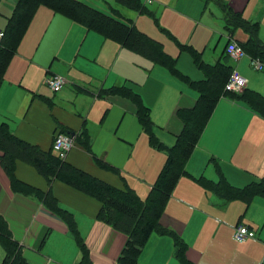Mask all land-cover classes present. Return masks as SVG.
I'll return each mask as SVG.
<instances>
[{
	"label": "crops",
	"instance_id": "obj_1",
	"mask_svg": "<svg viewBox=\"0 0 264 264\" xmlns=\"http://www.w3.org/2000/svg\"><path fill=\"white\" fill-rule=\"evenodd\" d=\"M208 1L213 2L221 11L227 31V43L230 40L238 44L246 42L248 36L242 29H234L233 32L228 30L219 3L215 0ZM259 1L262 2L260 6L256 10H251L244 18L248 6L242 8V4H246V0H220L228 8L231 3L235 8L231 7L233 13L240 14L249 22L254 21L258 12L264 15V1ZM16 2L17 0L7 2L0 0V31L5 30ZM87 5L95 8L91 4ZM42 7L44 6H40L35 12L4 70L0 85V125L5 124L14 136L44 151L51 149L52 138L56 133L72 130V133L79 136L84 129L89 138L90 153L76 143L77 137L73 135L74 146L66 154L65 162L118 189L128 187L143 200L145 192L139 191L150 190L165 162L166 155L157 153L149 145L147 135L136 117L137 106L131 98L118 94L108 96L102 93L105 89L114 86L124 85L131 89L126 84L127 81L116 83L109 81L110 72L119 62L120 66L127 65L129 50L122 48L116 42L104 39L100 34L87 31L80 24L54 13L47 7ZM261 14L259 16L261 22L256 23H259L258 37L264 44V28L262 29L264 22ZM121 19L131 22L123 19L122 16ZM81 30L86 33L82 42L77 45L74 39L79 36L81 40L83 32ZM90 40L95 41L88 47L86 44ZM153 40L161 43L156 39ZM225 46L220 56L214 60L204 61L203 53H199L201 60L210 66L223 61L232 68V71L240 75L244 74L240 66L246 60L250 69L247 53L248 57L233 63L225 54ZM251 71L257 77L246 78L247 86L241 98L224 96L216 103L187 161L186 175L179 178L173 190L171 197L175 194L179 211L170 208L168 210L170 197L160 219L162 227L173 231L182 239L187 248L185 257L191 264H218L220 260L217 252H220L222 246L209 238L214 231L222 237L230 238L237 225H244L254 233L251 241L259 240L254 228L250 224H245L241 218L237 221H229L228 211L216 213L195 202L187 193L179 191L182 185L186 186L188 191L200 189L208 192L198 182L199 178L217 183L223 177L232 187L240 189L263 177L264 149L256 144L252 126L258 124L263 133L264 117L251 107L246 97L251 93L264 97V70ZM42 72H45V77L56 74L66 79L67 84L63 90L54 93L58 94L57 96L64 91L61 96L68 94L70 97L73 89L83 88L84 93L80 92L77 97L87 96L83 99L82 115L67 107L51 109L47 105V97L42 91L44 87L38 84L34 86L31 78L32 76L35 80L36 74ZM182 77L184 76L180 74L182 86L186 88L185 93L190 91L189 99L182 98L179 101H182V104L178 102L175 111L178 108H191L195 105L198 93L190 83L204 79L203 73L200 78L188 76L182 79ZM95 115L102 116L100 123L94 119ZM152 122L154 124L153 120ZM182 128L183 123L178 119L170 127L169 137L157 135V132L155 135L159 142L171 147ZM49 132L50 137L45 134ZM45 139H47L46 145ZM74 150L76 153L72 154ZM95 158L108 163L117 169L118 173L102 169ZM130 158L135 160L140 169L137 175L133 171H128L130 175L122 176L120 171L125 168V161ZM14 176L19 181L41 191H51L58 208L71 215L79 236L89 250L92 264H114L126 242V237L97 221V213L101 206L99 201L58 180L48 182L28 163L16 161ZM187 203L195 207L188 206ZM250 203L251 201L246 204L247 210ZM0 216L7 224L13 239L19 244L23 258L29 264L80 263L82 254L61 214L49 210L44 206L43 201L34 195L11 191L9 179L1 168ZM184 216L189 218L185 219ZM216 217L221 218L223 222L217 223ZM4 256L5 250L0 243V264H3ZM138 261L140 264H182L175 256V245L171 236L158 233L150 235L141 249Z\"/></svg>",
	"mask_w": 264,
	"mask_h": 264
},
{
	"label": "trees",
	"instance_id": "obj_2",
	"mask_svg": "<svg viewBox=\"0 0 264 264\" xmlns=\"http://www.w3.org/2000/svg\"><path fill=\"white\" fill-rule=\"evenodd\" d=\"M215 1L219 3L223 11L228 30L233 32L232 30L240 28L247 34L246 42L239 43L243 50L249 56L259 58L264 62V44L258 37L259 24L246 21L240 14L233 13L220 0ZM115 2L139 14H149L140 0H115ZM40 6L49 8L54 13L80 24L87 31L100 34L104 39L116 42L122 48L132 51L180 77V73L175 68V60L166 53L162 44L137 30L131 22L123 21L116 10H112L113 12L108 15L78 0H17L0 43V85L4 70ZM189 53L202 71L204 79L190 83L198 93L195 105L191 108L176 110V115L183 123V128L171 147L163 145L155 137L150 109L142 104L137 93L124 85L110 87L102 91L104 95L118 94L131 98L137 106L136 117L147 135L149 145L166 153L165 162L145 200H141L132 189L113 187L65 162L51 149L44 151L38 146L31 145L14 136L5 124L0 125V168L9 179L11 191L34 195L41 199L49 210L58 215L61 214V218L64 219L69 231L73 234L82 254L79 264H92V261L89 250L84 240L79 236L71 215L58 208L50 190L44 192L16 179L14 176L16 161L32 165L48 182L58 180L99 201L101 206L97 213V221L110 226L114 231L126 237V242L114 264H140L139 254L152 233L171 236L175 245L176 258L182 264H191L185 257L187 248L182 239L173 231L162 227L160 219L177 181L186 175L187 161L195 149L216 103L224 96L241 98L244 93L235 95L224 92V85L232 72L230 66L223 61L210 66L201 60L199 53L193 50H190ZM246 100L264 117L263 96L251 93L246 97ZM62 133L71 135L72 130ZM73 134L77 137L76 143L90 153V143L86 131L82 129L79 136L76 133ZM95 161L102 169L118 173V170L108 163L96 158ZM198 182L206 191L214 193L226 202L242 200L248 204L254 196L264 195V175L259 181L252 182L240 189L232 187L223 177L217 183L204 178H199ZM0 243L5 250L3 264H29L23 258L19 244L13 239L1 216Z\"/></svg>",
	"mask_w": 264,
	"mask_h": 264
},
{
	"label": "rangeland",
	"instance_id": "obj_3",
	"mask_svg": "<svg viewBox=\"0 0 264 264\" xmlns=\"http://www.w3.org/2000/svg\"><path fill=\"white\" fill-rule=\"evenodd\" d=\"M2 1L7 2L9 0ZM79 1L91 4L108 15L113 12L112 10H116L120 17L122 16L123 19L134 23L139 31L160 41L166 53L176 61V70L184 77L194 76L200 78L202 76L194 58L189 53L190 50L200 54L203 53L202 58L204 61L214 60L220 56L227 43V31L222 20L221 11L213 2L208 0H142L149 14H138L119 5L115 0ZM260 3L262 2L259 0H249L248 2L246 0V4H242V8L248 6V10L243 17L249 15L251 10H256ZM231 7L235 9L230 3L229 8L232 11ZM259 13L261 14V12H258L253 20L260 23ZM262 18L264 22V15H262ZM85 33V31L82 32L81 40L79 36H76L74 43L78 45L82 42ZM91 37L93 36L91 35ZM94 41L90 40L86 46L89 47ZM127 53L130 55L127 65L120 66L119 62L110 72L109 81L113 83L127 81L126 84L139 95L142 104L149 107L150 116L154 121V134L157 132V135L169 137L170 127L179 119L176 115L175 106L182 98L189 99L188 93L190 91L185 93L186 88H183L180 77L170 73L166 68L156 65L132 51ZM240 67L244 73L241 76L245 79L248 76L254 79L257 77L255 73L248 69L246 60ZM31 78L34 86L38 84L44 87L42 90L43 95L47 97L46 103L51 109L53 107L55 109L67 107L82 115L83 99L87 96L77 97L80 92L84 93L83 88L73 89L70 97L68 94L62 97L61 94L64 91L57 96L58 94H54L46 86L45 72L36 74L35 80L32 76ZM258 79H260V76H258ZM48 100L50 103H48ZM61 102L64 104H61ZM179 104H182V101ZM95 116L94 119L100 123L102 116ZM82 118L85 117L82 116ZM252 130L256 136V144L264 149V130L262 133L258 124L252 126ZM45 134L51 136L50 132ZM157 135H155L156 138H158ZM47 139H45V145ZM154 149L157 153L166 155L165 151ZM73 153H76L75 150ZM139 169L140 167L136 165L135 160L130 158L125 161V168L120 173L125 176L130 175L128 171H133L137 175ZM179 191L187 193L189 197L194 198L195 202L212 209L216 213L228 211L229 221H237L241 218L245 224H250L257 233L258 241L253 242L248 239L244 243L234 240L232 237L234 231H232L230 238L222 237L216 231L210 234L209 238L214 240L212 242H217L222 246L220 252H217V257L220 260L218 264H264V195L254 196L247 210V203L245 202L233 201L227 203L213 193L204 190L188 191L186 186L181 185ZM139 192H145V198L149 193V191ZM188 206L195 207L191 204H188ZM169 208L179 211L175 194L168 201V210ZM184 218L188 219L189 217L184 216ZM216 218L217 223L223 222L221 218Z\"/></svg>",
	"mask_w": 264,
	"mask_h": 264
},
{
	"label": "built area",
	"instance_id": "obj_4",
	"mask_svg": "<svg viewBox=\"0 0 264 264\" xmlns=\"http://www.w3.org/2000/svg\"><path fill=\"white\" fill-rule=\"evenodd\" d=\"M264 1V0H261ZM4 37L3 31H0V43ZM225 54L233 63L240 61L242 58L248 57L243 48L235 41H228L225 46ZM249 67L253 71H263L264 62L259 58L248 57ZM46 85L53 93H58L63 90L67 81L62 76L51 74L45 79ZM247 86V80L242 77L238 72L232 71L229 78L224 85V92L240 95L244 92ZM74 146V137L68 133H56L51 142V150L54 154L61 159H65L66 154ZM233 238L235 241L242 243L247 239H253L254 233L249 227L244 225H237L233 230Z\"/></svg>",
	"mask_w": 264,
	"mask_h": 264
},
{
	"label": "water",
	"instance_id": "obj_5",
	"mask_svg": "<svg viewBox=\"0 0 264 264\" xmlns=\"http://www.w3.org/2000/svg\"><path fill=\"white\" fill-rule=\"evenodd\" d=\"M74 134L72 133L71 136H73Z\"/></svg>",
	"mask_w": 264,
	"mask_h": 264
}]
</instances>
